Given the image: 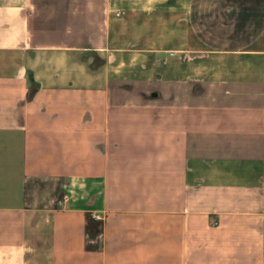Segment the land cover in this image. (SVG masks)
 <instances>
[{
  "label": "crops",
  "instance_id": "0c3cea01",
  "mask_svg": "<svg viewBox=\"0 0 264 264\" xmlns=\"http://www.w3.org/2000/svg\"><path fill=\"white\" fill-rule=\"evenodd\" d=\"M0 264H264V0H0Z\"/></svg>",
  "mask_w": 264,
  "mask_h": 264
},
{
  "label": "rangeland",
  "instance_id": "374dc122",
  "mask_svg": "<svg viewBox=\"0 0 264 264\" xmlns=\"http://www.w3.org/2000/svg\"><path fill=\"white\" fill-rule=\"evenodd\" d=\"M137 22H134L133 24L130 22L127 23H117L115 24L114 28V37H113V44L120 45V46H126L130 45L131 43L137 42L133 38L136 36L144 37L149 31H152L153 29L156 30L157 34L159 33L160 36H157L154 41L156 43L161 44L163 43V37H162V29H163V14L157 13L154 16H151V18L145 17V15H138L136 18ZM150 21L151 24L148 22ZM153 21H155V24H152ZM142 41H138L137 43H141ZM153 39L149 38L147 43H152ZM28 190L30 191H42L45 193L44 199L48 202H53L55 199V203L59 202L57 200V197L60 196L61 190H62V180L61 179H31L29 181ZM54 198V199H53ZM100 224L99 218H92L89 221V225H91L92 233L98 234V227Z\"/></svg>",
  "mask_w": 264,
  "mask_h": 264
}]
</instances>
